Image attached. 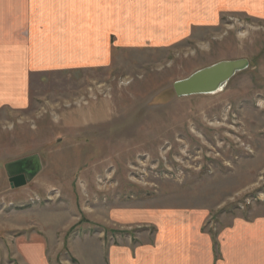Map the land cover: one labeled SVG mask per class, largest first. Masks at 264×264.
<instances>
[{"label": "rangeland", "instance_id": "obj_1", "mask_svg": "<svg viewBox=\"0 0 264 264\" xmlns=\"http://www.w3.org/2000/svg\"><path fill=\"white\" fill-rule=\"evenodd\" d=\"M193 1L122 0L119 9L117 0H40L48 23L66 6L74 31L84 9L132 24L150 2L169 20L182 12L201 23L191 18L162 47L119 46L107 28L105 58L30 74L26 106L0 108V264H36L39 254L48 264H103L102 238H152L147 225L117 221L120 209L203 212L213 237L226 218L264 213V5L218 0L227 8L204 24ZM231 60L249 67L218 92L175 97L174 82ZM30 157L39 172L12 188L5 166Z\"/></svg>", "mask_w": 264, "mask_h": 264}, {"label": "crops", "instance_id": "obj_2", "mask_svg": "<svg viewBox=\"0 0 264 264\" xmlns=\"http://www.w3.org/2000/svg\"><path fill=\"white\" fill-rule=\"evenodd\" d=\"M208 1L204 9L199 0L192 5L194 12L205 16L204 24L217 20L219 8H227V4L220 5L218 0ZM39 2L0 0V108L26 106L30 74L84 67L91 60L105 58V47L110 43L105 34L107 28L119 46L162 47L183 35L191 18L201 23V17L194 14L189 20L182 19L185 16L182 12L178 19L169 20L167 12L154 13L150 2L149 13L129 16L132 24H124L120 19H114V25L107 24L101 12L95 11L94 15L90 9H84L74 31L66 6L60 10L65 16L60 19L54 12L55 19L48 23L37 8ZM258 3L257 8L264 5V0ZM122 4V0L115 3L119 9H123ZM90 5L93 6L91 3L84 6ZM74 49L79 52L73 53ZM113 214L119 222L126 219L134 225H147L154 229V234L149 240L144 231L135 238L129 235L122 243L109 245L102 238L103 264H264V213L248 219L226 218L214 237L204 231L207 215L199 211L141 209L128 213L120 209ZM34 261L48 264L40 254Z\"/></svg>", "mask_w": 264, "mask_h": 264}, {"label": "water", "instance_id": "obj_3", "mask_svg": "<svg viewBox=\"0 0 264 264\" xmlns=\"http://www.w3.org/2000/svg\"><path fill=\"white\" fill-rule=\"evenodd\" d=\"M246 60L220 61L197 70L185 79L172 84V91L177 98L204 96L218 92L238 73L246 70ZM12 188L26 185L40 170L37 157H30L5 166Z\"/></svg>", "mask_w": 264, "mask_h": 264}]
</instances>
